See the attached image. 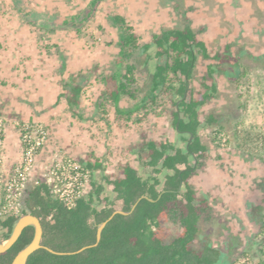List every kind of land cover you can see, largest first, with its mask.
I'll list each match as a JSON object with an SVG mask.
<instances>
[{"label":"rangeland","instance_id":"rangeland-1","mask_svg":"<svg viewBox=\"0 0 264 264\" xmlns=\"http://www.w3.org/2000/svg\"><path fill=\"white\" fill-rule=\"evenodd\" d=\"M16 4V0H0V101L4 102L0 116L6 124L10 158L19 150L18 125L34 120L50 130L55 120L61 124L58 139L49 143L48 138L49 147L46 144L38 158V170L45 169L54 155L79 162L89 155L93 160L94 147L100 146L104 169L92 178L104 185L102 195L110 198L114 194L103 180L104 171L108 169L109 177L116 178L126 160L145 175L135 153L142 141L177 142L179 137L172 126L174 108L167 99L136 123L141 114L129 120L119 117L104 96L112 82L105 86L102 78L112 73L118 53V33L107 17L123 16L140 44L161 30L182 28L183 16L195 31L203 29L199 38L209 53L220 50L225 41L232 43L231 51L238 55L245 76L237 83L221 77L217 96L199 110L204 126L199 134L209 148V158L191 184L198 197L208 199L210 209L200 220L192 248L199 250L207 240L220 251L217 264H237L243 259L264 264V0H23L20 12ZM31 12H35L31 20L37 26L30 23ZM61 56L66 62L64 71L58 70ZM141 57L132 61L138 64ZM155 62L152 59L150 67ZM59 71L66 79L78 71L89 74L77 113L62 99L52 104L62 91L64 77ZM203 72L204 62L199 60L192 83L196 90ZM136 77L143 91L146 71L140 65ZM133 104L123 97L119 107ZM210 114L218 123L206 127L204 121ZM11 159L4 161L6 169L14 164ZM89 179L83 195L90 190ZM257 184L262 189L256 191ZM181 232L164 217L158 234L169 242Z\"/></svg>","mask_w":264,"mask_h":264},{"label":"trees","instance_id":"trees-1","mask_svg":"<svg viewBox=\"0 0 264 264\" xmlns=\"http://www.w3.org/2000/svg\"><path fill=\"white\" fill-rule=\"evenodd\" d=\"M92 5H95L94 1ZM183 17L182 28L161 30L143 44L123 16L107 17L118 33V53L112 73L102 78L105 86L112 82V89L105 88L104 96L119 117L129 120L134 114H141L136 117V123L167 99L174 108L172 126L179 138L177 142L142 141L135 153L146 174L142 175L137 167L126 163L121 177L113 180L104 177V182L112 187L113 198L103 196L104 185L92 178L95 170L102 169L96 158L80 161L89 173L90 190L78 198L72 208L54 199L44 183L29 186L22 215L30 214L39 219L40 244L55 253L39 248L28 256L26 264L218 263L220 251L207 240L199 250L192 248L200 220L210 209L208 199L198 197L191 184V179L209 158V148L199 134L204 127L199 110L217 96L221 77L237 83L245 76V71L241 70L238 55L231 51V42L225 41L220 50L209 53L205 42L199 38L203 29L195 31L190 20ZM140 56L138 64L132 61ZM60 58V70L64 71L65 58ZM152 59L156 62L150 67ZM199 60L204 62V72L199 80L200 88L196 90L192 83ZM137 65L146 71L143 91L137 84ZM88 77L89 74L83 71L69 75L62 84L56 104L63 98L69 110L80 111L81 92ZM123 97L134 101L132 107H119ZM217 123L218 119L211 114L204 121L206 127ZM257 189L262 188L257 184ZM117 202H120L118 208ZM97 205L101 207L97 208ZM117 210L127 214L112 215ZM164 217L182 230L169 242L158 234ZM18 219L0 220V241L9 238ZM105 221L100 239L94 245L97 229ZM33 236L34 227H25L15 243L0 253V264H11Z\"/></svg>","mask_w":264,"mask_h":264},{"label":"built area","instance_id":"built-area-1","mask_svg":"<svg viewBox=\"0 0 264 264\" xmlns=\"http://www.w3.org/2000/svg\"><path fill=\"white\" fill-rule=\"evenodd\" d=\"M5 122L0 116V220L20 217L24 198L30 184L44 183L54 199L72 208L83 196L89 173L79 161L54 155L45 169L38 170L37 162L49 138V130L41 122L18 125L20 158L10 169L5 168ZM37 173V175H36ZM237 264H249L243 259Z\"/></svg>","mask_w":264,"mask_h":264},{"label":"water","instance_id":"water-1","mask_svg":"<svg viewBox=\"0 0 264 264\" xmlns=\"http://www.w3.org/2000/svg\"><path fill=\"white\" fill-rule=\"evenodd\" d=\"M191 139V137H190ZM134 208V206H133ZM132 208V209H133ZM127 214L126 212L117 210L115 211L112 215L114 214ZM111 218V217H110ZM109 218V219H110ZM106 224V221L103 222L97 229L96 233V245L100 239L101 231L104 228ZM27 226H33L34 227V236L31 242L26 245L22 250H20L17 255L14 257L13 261L11 264H26L28 256L33 253L35 250L42 248L43 246L40 244L41 241V236H42V228L39 222V219L36 218L33 215L30 214H25L19 217L17 223L15 224L11 235L9 236L8 239L0 241V253L5 252L7 249H9L17 240L19 235L21 234L22 230L27 227ZM47 249L48 251L55 253L51 249H48L46 247H43ZM84 248L80 249L79 251L83 250Z\"/></svg>","mask_w":264,"mask_h":264},{"label":"crops","instance_id":"crops-1","mask_svg":"<svg viewBox=\"0 0 264 264\" xmlns=\"http://www.w3.org/2000/svg\"><path fill=\"white\" fill-rule=\"evenodd\" d=\"M35 24V26H37V23H34ZM65 66H66V62H65ZM61 68H60V66L58 67V70H60ZM59 74H60V77H64V78H61V80H60V83H61V85L63 84V82L64 81H66V76H64V74H63V72H61V71H59ZM60 93H62V91H59L58 92V94H56V96H54L53 97V99H52V104L54 105V104H56V100H57V97H58V95L60 94ZM62 100L65 102V100L62 98ZM61 101V99H59V101H58V103ZM2 104H4V102H1L0 101V106H2ZM65 105H66V102H65ZM42 111H45V110H42ZM37 113H39V112H37ZM41 113V112H40ZM31 115V117L33 116V119H36V116H35V114H30ZM41 115H42V113H41ZM34 121V120H33ZM50 123V122H49ZM50 135H49V143H50V141L53 143V141H55L56 139H58L57 137V134L59 133V127H60V123L59 122H56L55 120L53 121V122H51L50 124ZM49 143L47 144V146H46V148H47V150H48V147H49ZM60 144V143H59ZM61 145H63V146H65L64 144H62L61 143ZM85 149H88V147L86 146V148ZM103 148H100V146H98V147H94V153H95V157H96V159H98V161L101 163V165H102V169L101 170H98V171H103V169H104V165H103V163H102V150ZM87 151V150H86ZM85 153V152H84ZM86 156V155H85ZM11 157V153H9L8 152V149H7V147H6V145H5V150H4V161H5V163H7V161L9 162L10 161V158ZM107 157V156H106ZM19 158H20V146H19V150H18V152H16V153H14V156L12 157V159H11V161H12V163L11 164H13V163H15V162H17L18 160H19ZM109 159H110V161H112V159L110 158V157H108ZM86 161H93L92 160V158H91V156H87V158L83 161V162H86ZM124 162H126V160L124 161ZM123 162V164L125 165L126 163H124ZM123 165V166H124ZM122 166V167H123ZM9 169V168H8ZM94 172H97V170H95ZM93 172V173H94ZM104 173H107V174H105V178H109L110 180H113V179H116V178H119V177H121L122 176V169H121V173L116 177V178H111V177H109V174L111 173V172H109V170L107 169L106 171H104ZM93 175V174H92ZM103 177V176H102ZM104 177H103V180H104Z\"/></svg>","mask_w":264,"mask_h":264},{"label":"flooded vegetation","instance_id":"flooded-vegetation-1","mask_svg":"<svg viewBox=\"0 0 264 264\" xmlns=\"http://www.w3.org/2000/svg\"><path fill=\"white\" fill-rule=\"evenodd\" d=\"M17 1V3L19 4V3H22V2H20L19 0H16ZM17 5V4H16ZM22 5V4H21ZM21 5L19 4V7H15L16 8V11H18V12H20L21 11ZM35 14V12H31V13H29V19H30V17L32 16V15H34ZM33 21L30 19V23H32ZM34 23V22H33Z\"/></svg>","mask_w":264,"mask_h":264}]
</instances>
